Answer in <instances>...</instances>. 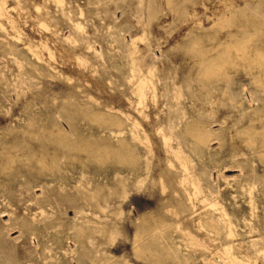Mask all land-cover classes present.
I'll use <instances>...</instances> for the list:
<instances>
[{
	"label": "rangeland",
	"instance_id": "obj_1",
	"mask_svg": "<svg viewBox=\"0 0 264 264\" xmlns=\"http://www.w3.org/2000/svg\"><path fill=\"white\" fill-rule=\"evenodd\" d=\"M0 199V264H264V0H0Z\"/></svg>",
	"mask_w": 264,
	"mask_h": 264
},
{
	"label": "bare ground",
	"instance_id": "obj_2",
	"mask_svg": "<svg viewBox=\"0 0 264 264\" xmlns=\"http://www.w3.org/2000/svg\"><path fill=\"white\" fill-rule=\"evenodd\" d=\"M132 69V68H131ZM134 77H136V76H134ZM131 78V77H130ZM160 81V80H159ZM158 82V81H157ZM147 83V82H146ZM136 84V83H135ZM134 84V85H135ZM162 84V83H161ZM151 86V85H150ZM163 86V85H162ZM245 86V85H244ZM160 87H161V85H160ZM243 89V88H242ZM159 91V90H158ZM153 92V91H152ZM160 92V91H159ZM158 92V93H159ZM127 95V94H126ZM248 95V94H247ZM157 96H158V94H157ZM154 97V96H153ZM126 99H127V97H125ZM129 98H131V97H129ZM136 98V97H135ZM159 99V98H158ZM135 100V99H134ZM139 100V99H138ZM136 101V100H135ZM159 102V101H158ZM255 102V101H254ZM164 104V103H163ZM249 104V103H248ZM250 106V105H249ZM130 109V108H129ZM165 109V108H164ZM186 109H188V108H186ZM190 109V108H189ZM159 110V109H158ZM166 111V110H165ZM125 112V111H124ZM130 112V111H129ZM135 112V111H134ZM190 112V111H189ZM132 113V112H131ZM153 113V112H152ZM155 113V112H154ZM133 114V113H132ZM187 114H190V113H187ZM161 116V115H160ZM123 117V116H122ZM137 117V116H136ZM164 117V116H163ZM162 117V118H163ZM120 118V117H119ZM160 118V117H159ZM123 120V119H122ZM140 120V119H139ZM141 121V120H140ZM165 121V120H164ZM124 122V121H123ZM129 122V121H128ZM139 123V122H138ZM160 123V122H159ZM176 123H178V122H176ZM163 124V123H162ZM166 124V123H165ZM142 125V124H141ZM181 125V124H180ZM183 125V124H182ZM145 126V125H144ZM146 127H148V126H146ZM141 128V127H140ZM148 129V128H147ZM128 131V130H127ZM146 133H148V131L146 132ZM186 133L189 135V136H191L193 139H194V144L196 145V146H198V145H203V144H206L207 142H208V140H209V135H207L203 130H201V129H187L186 130ZM128 137V136H127ZM126 137V138H127ZM147 137H148V135H147ZM46 139V138H45ZM148 139H149V137H148ZM153 139V138H152ZM161 139V138H160ZM151 140V139H150ZM157 140V139H156ZM170 138H168V137H165V136H163V143H164V145H165V147L167 148V150H169V149H171V143H170ZM153 141V140H152ZM155 141V140H154ZM172 141V140H171ZM139 143V142H138ZM159 143V142H158ZM177 144H179V142H177ZM159 145V144H158ZM140 146H142V145H140ZM174 146V145H173ZM181 147V146H180ZM142 149V148H141ZM145 149V148H144ZM146 150V149H145ZM155 150V149H154ZM160 150V149H159ZM188 150V149H187ZM150 153L152 152V150L150 149V151H149ZM159 152H161V151H159ZM185 152V151H184ZM183 152V153H184ZM137 153V152H136ZM190 153V152H189ZM191 154V153H190ZM177 154H175V155H173V156H175V157H177L176 156ZM143 156H144V154H143ZM158 156V155H157ZM173 156H171V157H173ZM121 159L123 160V162L124 163H128V161L130 160V155H129V153L127 152V150L126 151H124V152H122L121 153ZM155 157H156V155H155ZM159 157V156H158ZM174 157V158H175ZM156 159V158H155ZM166 159V158H165ZM173 159V158H172ZM161 159L159 158V161H160ZM168 160V159H167ZM175 160V159H174ZM39 161V160H38ZM197 161V160H196ZM164 162V161H163ZM167 162V161H166ZM177 162V161H176ZM171 163V162H170ZM154 164H156V162L154 163ZM161 164V163H160ZM165 164V163H164ZM168 165V164H167ZM169 167V166H168ZM175 167H176V165H175ZM180 167H181V170H182V172L181 173H184V171H185V166L183 165V164H180ZM7 168H10V167H7ZM121 168V167H120ZM160 168V167H159ZM176 168H178V167H176ZM157 169V168H156ZM173 169V168H172ZM123 170H125V169H123ZM139 168H138V170H137V172H139ZM161 170V169H160ZM167 170H169V169H167ZM3 172V171H2ZM174 172H175V170H174ZM173 172V173H174ZM145 173V172H144ZM170 173H171V171H170ZM38 174V173H37ZM152 174V173H151ZM161 174V173H160ZM175 174V173H174ZM173 174V175H174ZM180 174V173H179ZM122 175V174H121ZM144 175V174H143ZM163 175V174H162ZM165 176H167V175H165ZM165 176H163V178L165 177ZM169 176H170V174H169ZM142 177V176H141ZM151 177V175L149 176V178ZM172 177V176H171ZM176 177V176H175ZM180 177V176H179ZM183 178V177H182ZM134 179V178H133ZM166 180H167V177L165 178ZM164 179V180H165ZM173 179V178H172ZM176 178H174V180H175ZM19 180V179H18ZM42 180V179H41ZM157 180H159V179H157ZM169 180H171V179H169ZM168 181V180H167ZM172 181V180H171ZM178 181V180H177ZM183 181H184V179H183ZM44 182V181H43ZM179 182V181H178ZM42 183V182H41ZM159 184H160V181L158 182ZM167 183V182H166ZM169 183V182H168ZM18 184V183H17ZM16 184V185H17ZM151 184L152 185H154L153 184V182H151ZM156 184V183H155ZM158 184V185H159ZM15 185V186H16ZM38 185V184H37ZM36 185V186H37ZM41 185V184H40ZM43 185V184H42ZM46 185V184H45ZM151 185V186H152ZM167 185V184H166ZM179 185V184H178ZM174 186V185H173ZM172 186V187H173ZM177 186V185H176ZM43 187V186H42ZM153 187H155V186H153ZM153 187H151V188H153ZM158 187V186H157ZM167 187V186H166ZM170 187V186H169ZM169 187H168V189H169ZM180 187L182 188V186L180 185ZM187 187V186H186ZM132 188V187H131ZM176 188V187H175ZM174 188V189H175ZM15 189V188H14ZM44 189V188H43ZM143 190H145V188L143 189ZM150 191V190H149ZM153 191V190H152ZM170 191V190H169ZM171 191H173V190H171ZM170 191V192H171ZM179 191V193L181 192L180 190H178ZM183 191H184V189H183ZM145 192H146V190H145ZM159 192V191H158ZM187 192V191H186ZM150 193V192H149ZM155 193H156V190H155ZM152 194V193H151ZM173 194H176V193H173ZM182 195V194H181ZM154 196V195H153ZM155 197V196H154ZM175 197V196H174ZM181 197V196H180ZM191 197V196H190ZM170 198V197H169ZM168 198V196H167V199H169ZM6 199V198H5ZM29 199V198H28ZM165 199H166V197H165ZM188 199V198H187ZM1 200V199H0ZM30 200V199H29ZM177 200V199H176ZM146 201V200H145ZM152 201V200H151ZM150 201V202H151ZM170 201V200H169ZM189 201V200H188ZM175 202V201H174ZM192 202V201H191ZM190 202V203H191ZM13 204V203H12ZM187 204V203H186ZM175 205V204H174ZM182 206V205H181ZM190 206H192V211L193 212H195L196 211V209H193V208H196V205L195 204H193V203H191V205ZM253 206V205H252ZM36 207H38V206H36ZM4 209V208H3ZM35 209V208H34ZM1 210V209H0ZM30 210V209H29ZM33 210V209H32ZM39 210V209H38ZM41 210V209H40ZM39 210V211H40ZM43 210V209H42ZM3 211V210H2ZM18 211V210H17ZM26 211V210H25ZM11 212V211H10ZM7 214H8V212H6ZM15 213V212H14ZM222 213V212H221ZM13 214V213H12ZM33 214V213H32ZM19 216V215H18ZM192 216V215H191ZM29 217H31V216H29ZM184 218V220L186 219V217H183ZM15 219V218H14ZM138 220V219H137ZM8 222V221H7ZM10 222V221H9ZM178 225V224H177ZM196 225H197V223H196ZM229 225H230V223H229ZM139 226V225H138ZM202 226V225H201ZM2 227V226H1ZM11 227V226H10ZM9 228V227H8ZM19 228V227H18ZM22 228V227H21ZM1 229V228H0ZM253 229V228H252ZM9 230V229H8ZM203 230V229H202ZM251 237V236H250ZM15 240V239H14ZM255 240V239H254ZM230 250V249H229ZM228 252V251H227ZM251 252V251H250ZM38 253V252H37ZM224 253V252H223ZM252 253V252H251ZM250 253V254H251ZM239 254V253H238ZM257 255V254H256ZM263 255V254H262ZM239 256H240V254H239ZM232 258V257H231ZM217 259V258H216ZM247 259V258H246ZM241 261V260H240ZM231 262V261H230ZM232 263V262H231ZM246 263H248V262H246Z\"/></svg>",
	"mask_w": 264,
	"mask_h": 264
}]
</instances>
